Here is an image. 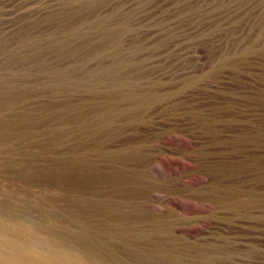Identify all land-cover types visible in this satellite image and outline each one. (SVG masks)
Wrapping results in <instances>:
<instances>
[{
  "label": "rangeland",
  "instance_id": "rangeland-1",
  "mask_svg": "<svg viewBox=\"0 0 264 264\" xmlns=\"http://www.w3.org/2000/svg\"><path fill=\"white\" fill-rule=\"evenodd\" d=\"M0 226L264 264V0H0Z\"/></svg>",
  "mask_w": 264,
  "mask_h": 264
},
{
  "label": "bare ground",
  "instance_id": "bare-ground-1",
  "mask_svg": "<svg viewBox=\"0 0 264 264\" xmlns=\"http://www.w3.org/2000/svg\"><path fill=\"white\" fill-rule=\"evenodd\" d=\"M20 234L12 228L0 226V264H84L67 249H61L36 234L34 229L30 230L29 237L23 238Z\"/></svg>",
  "mask_w": 264,
  "mask_h": 264
}]
</instances>
